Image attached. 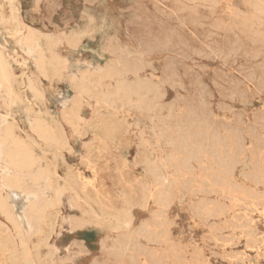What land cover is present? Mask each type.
<instances>
[{"label":"rangeland","instance_id":"1","mask_svg":"<svg viewBox=\"0 0 264 264\" xmlns=\"http://www.w3.org/2000/svg\"><path fill=\"white\" fill-rule=\"evenodd\" d=\"M0 50L15 92L0 88V129L32 143L49 182L9 188L0 160L35 264H264V0H0ZM81 81L89 90L76 94ZM37 117L65 143L42 141ZM26 189L48 205L32 227ZM103 212L127 227L95 223ZM0 234L14 244L4 264L21 245L1 212Z\"/></svg>","mask_w":264,"mask_h":264},{"label":"bare ground","instance_id":"2","mask_svg":"<svg viewBox=\"0 0 264 264\" xmlns=\"http://www.w3.org/2000/svg\"><path fill=\"white\" fill-rule=\"evenodd\" d=\"M21 41L24 44H26L27 47L36 54V63L40 71L44 74L45 69H47L46 67L47 62H46L45 56L42 53V50L39 49L37 45L36 36H34L33 33L31 32H27L25 35H22ZM54 61H55L54 68L57 69L59 66V62L57 60H54ZM11 74L12 73L10 71L8 59L6 58L2 50H0V88H3L9 97H12L15 95V92L11 85V81H12ZM114 74L115 73H113L112 70H107L105 75L103 76L111 77ZM75 88L77 90L76 94L77 93H80V94L87 93L89 90L88 86L83 81H81L80 83H76ZM118 90L123 91L126 97H128L132 92H137L136 89H132L131 87H128V86L126 87L119 86ZM79 99L80 97L78 95H75L71 103V109L69 111V117L74 123L83 121V118L81 116V111H82L81 101ZM54 128L55 127L52 126L49 121L43 118L37 117L34 120L33 132H35L42 141H44L45 143L49 145H57V144L63 145L65 141H64L62 133L59 130H56ZM231 131L233 133L234 130H231ZM110 134L111 133L108 132L106 134L101 135L100 137L101 140L112 138ZM0 160L1 162H3L4 167L9 168L12 171V175L3 177V183L8 185L9 188H15V189L24 188L26 179L35 182L41 178H44L46 181L45 183L46 184L49 183L48 178L46 177L47 171L46 172L41 171L40 168L38 167V158L34 153L32 143L27 142L25 139L17 135L14 128L11 127L10 125H4L0 129ZM152 173H153L154 184L157 188L155 196L158 198L159 195L157 194V192L159 191V189H161L164 186L165 180H164V177L158 175V173L154 172V170H152ZM28 190L27 189L25 190L26 193H24V191H21L23 192L21 194V197L23 198V207L26 209L25 213L27 214L28 225L32 227L33 225L35 226L37 223L41 221V219L44 218V210L47 208L48 205H46L47 201L44 198L42 190L36 191V192H28ZM56 193H57V197H59V195L62 193V190L58 189ZM12 201H13L12 197L6 198L3 196V194L0 191V212L14 225L15 230L20 235L21 231L19 228L17 218L15 217L13 213L14 211L12 207ZM142 204L143 202L140 203V205ZM128 205L130 206V201L128 202ZM96 215L97 214H94V216ZM95 219H96L95 223H101V224L105 223V224H108L113 229H120V228L127 227V224L129 223V221L123 215L114 216V215H111L110 213H104V212L102 215H97ZM86 222L87 220L83 217L72 218L68 220L69 228L71 229L81 227ZM19 241L21 245V253L19 254V257L13 256L9 262H5L4 264H35L33 258L31 257V251H30V248H29V245H28V242L25 236L20 235ZM13 245L14 244L9 239V237H4L0 234V253L6 252L8 250L12 251L11 248L13 247Z\"/></svg>","mask_w":264,"mask_h":264}]
</instances>
